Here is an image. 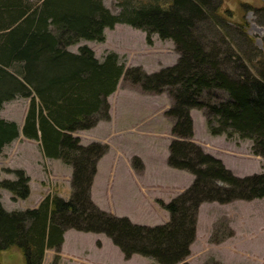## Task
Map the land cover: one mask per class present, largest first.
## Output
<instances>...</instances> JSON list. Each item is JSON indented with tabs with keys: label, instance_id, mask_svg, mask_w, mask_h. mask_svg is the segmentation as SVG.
I'll return each mask as SVG.
<instances>
[{
	"label": "trees",
	"instance_id": "16d2710c",
	"mask_svg": "<svg viewBox=\"0 0 264 264\" xmlns=\"http://www.w3.org/2000/svg\"><path fill=\"white\" fill-rule=\"evenodd\" d=\"M118 1L120 13L104 0H0V110L18 96L31 99L22 129L16 121L0 118V155L22 132L40 140L46 156L73 167L69 199L49 194L37 207L12 211L0 200V251L19 248L25 264H43L46 250H59L68 228L105 233L126 258L140 254L158 264H190L185 259L202 202L264 198V172L235 175L192 140L191 116V109H204L211 134L250 139L253 152L264 157L263 51L255 56L236 40L234 29L221 20L232 15L222 9L223 0ZM242 4L259 16L264 12V2L259 7ZM118 23L143 29L149 43L154 33L173 40L181 54L178 62L149 74L140 66L126 68L115 51L101 60L87 44L77 52L69 49L81 40L105 41V29ZM238 24L248 36L246 19ZM212 27L224 32L226 52L210 43L205 30ZM122 77L147 92L167 90L173 98L168 164L190 172L194 181L163 204L170 213L164 224L133 223L91 198L98 161L108 146L84 145L73 133L109 119L108 97ZM13 172L16 179L0 180V189L9 190L13 199L28 197L30 176L21 168Z\"/></svg>",
	"mask_w": 264,
	"mask_h": 264
},
{
	"label": "rangeland",
	"instance_id": "374dc122",
	"mask_svg": "<svg viewBox=\"0 0 264 264\" xmlns=\"http://www.w3.org/2000/svg\"><path fill=\"white\" fill-rule=\"evenodd\" d=\"M145 1L148 0H131V3ZM104 2L114 13L122 10L118 0ZM263 2L223 0L222 4V9L231 10L232 15L227 14V19L221 20L234 29L232 33L236 34V40L255 56H259L260 51L264 53V26L259 21L264 20V12L259 16L252 7L242 3L259 7ZM243 17L248 36L239 32L241 26L238 23ZM219 32L214 27L205 30L210 43L226 52L225 34ZM105 33L103 42L81 40L69 49L77 52L80 45L87 44L101 60L108 51H115L126 68L140 66L149 74L174 65L181 55L173 40L161 39L154 33L152 43H149L143 29L129 24L118 23L113 29L106 28ZM217 94L226 95L222 91ZM30 100V97L18 96L5 102L0 118L16 121L22 127ZM108 102L109 119H101L94 127L73 133L84 145L100 142L108 146L98 161L91 198L101 209L115 216H126L133 223L164 224L170 220V213L163 204L185 191L194 181L190 172L168 164L174 125L168 110L173 105V98L167 90L147 92L139 83L122 77ZM191 116L194 123L192 140L206 152L222 159L235 175L244 177L264 172V157L253 152L252 140L211 134L204 109H191ZM18 168L30 176V194L26 198L13 199L9 190L1 188L0 200L7 210L37 207L49 194L64 199L71 197L72 165L46 156L40 140L27 138L22 133L5 146L0 155V180L16 179L13 171ZM190 250L185 259L190 264H264V198L202 202L196 237ZM0 262L25 264L22 251L16 247L0 251ZM43 264L158 263L140 254L126 258L105 233L68 228L60 249L46 250Z\"/></svg>",
	"mask_w": 264,
	"mask_h": 264
},
{
	"label": "crops",
	"instance_id": "0c3cea01",
	"mask_svg": "<svg viewBox=\"0 0 264 264\" xmlns=\"http://www.w3.org/2000/svg\"><path fill=\"white\" fill-rule=\"evenodd\" d=\"M100 59V58H99ZM27 115V114H26ZM25 119H26V117H25ZM24 123H25V120H24ZM24 123H23V125H24ZM23 127V126H22ZM22 127H21V129H22ZM22 133V132H21ZM23 134V133H22ZM99 169H100V167H98V171H99ZM95 182H96V177H95V181H94V184H95ZM93 188H94V185H93ZM93 188H92V190H93ZM93 194V193H92Z\"/></svg>",
	"mask_w": 264,
	"mask_h": 264
}]
</instances>
